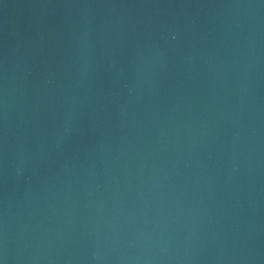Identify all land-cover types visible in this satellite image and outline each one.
Segmentation results:
<instances>
[{"label": "water", "instance_id": "95a60500", "mask_svg": "<svg viewBox=\"0 0 264 264\" xmlns=\"http://www.w3.org/2000/svg\"><path fill=\"white\" fill-rule=\"evenodd\" d=\"M0 264H264V0H0Z\"/></svg>", "mask_w": 264, "mask_h": 264}]
</instances>
